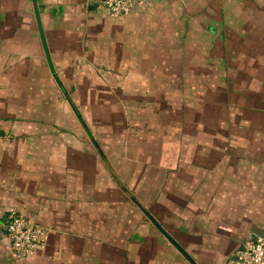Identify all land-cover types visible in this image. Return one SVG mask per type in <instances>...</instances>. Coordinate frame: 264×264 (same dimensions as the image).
Instances as JSON below:
<instances>
[{
  "label": "crops",
  "instance_id": "0c3cea01",
  "mask_svg": "<svg viewBox=\"0 0 264 264\" xmlns=\"http://www.w3.org/2000/svg\"><path fill=\"white\" fill-rule=\"evenodd\" d=\"M11 214L45 230L42 252L15 258ZM254 229L264 0H151L120 18L0 0V264H190L173 243L236 264Z\"/></svg>",
  "mask_w": 264,
  "mask_h": 264
},
{
  "label": "built area",
  "instance_id": "2783aa9c",
  "mask_svg": "<svg viewBox=\"0 0 264 264\" xmlns=\"http://www.w3.org/2000/svg\"><path fill=\"white\" fill-rule=\"evenodd\" d=\"M102 6L112 18L126 16L136 8L147 5L151 0H88ZM4 233L15 258L35 256L45 248V230L16 214H11L4 225ZM236 264H264V237L244 243L236 256Z\"/></svg>",
  "mask_w": 264,
  "mask_h": 264
},
{
  "label": "water",
  "instance_id": "95a60500",
  "mask_svg": "<svg viewBox=\"0 0 264 264\" xmlns=\"http://www.w3.org/2000/svg\"><path fill=\"white\" fill-rule=\"evenodd\" d=\"M52 76H53L54 80L56 81V83L58 84V86H60L61 84H60L59 80L57 79V77L55 76V74L53 73V70H52ZM64 96H65L66 101L68 102L70 108L72 109L74 115L76 116V118H77L78 121L80 122L82 128L87 132V134H89L88 131H87V129H86V127H85V125H84V123L82 122L81 118L79 117V115H78V113H77L75 107L71 104V102L69 101V99H68V97H67V95H66L65 92H64ZM88 136H89L91 142H92V143L94 144V146L97 148V145H96V143L92 140L91 136H90V135H88ZM144 214H145V216H147V218L152 222V224H154L155 226H157V225L155 224V222H154V221L148 216L147 213H144ZM263 237H264V231L254 229V230L252 231V235L250 236L249 239L252 240V239H255V238H263ZM173 245L175 246L176 249H178V250L180 251V253L184 256V258H186V259L189 261L190 264H193V262H192L189 258H187V256H186V255H185V254H184V253L178 248V246H176L174 243H173Z\"/></svg>",
  "mask_w": 264,
  "mask_h": 264
},
{
  "label": "rangeland",
  "instance_id": "374dc122",
  "mask_svg": "<svg viewBox=\"0 0 264 264\" xmlns=\"http://www.w3.org/2000/svg\"><path fill=\"white\" fill-rule=\"evenodd\" d=\"M63 93V96H64V91L62 92ZM65 97V96H64ZM71 111H72V109H71ZM73 112V111H72Z\"/></svg>",
  "mask_w": 264,
  "mask_h": 264
}]
</instances>
